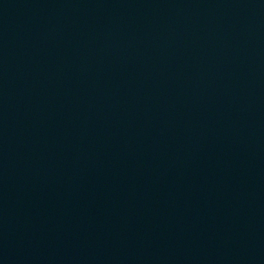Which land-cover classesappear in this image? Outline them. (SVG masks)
<instances>
[{
	"label": "water",
	"instance_id": "water-1",
	"mask_svg": "<svg viewBox=\"0 0 264 264\" xmlns=\"http://www.w3.org/2000/svg\"><path fill=\"white\" fill-rule=\"evenodd\" d=\"M0 264H264V0H0Z\"/></svg>",
	"mask_w": 264,
	"mask_h": 264
}]
</instances>
